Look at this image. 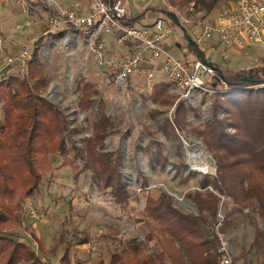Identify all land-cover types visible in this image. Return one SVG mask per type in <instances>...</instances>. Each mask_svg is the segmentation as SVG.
Returning <instances> with one entry per match:
<instances>
[{"label": "trees", "instance_id": "obj_1", "mask_svg": "<svg viewBox=\"0 0 264 264\" xmlns=\"http://www.w3.org/2000/svg\"><path fill=\"white\" fill-rule=\"evenodd\" d=\"M195 1L171 0L180 8L194 4L196 12ZM200 1L206 6L207 13H211L221 0ZM141 15L127 17L124 24L133 26ZM65 33L66 30L38 37L33 44V60L28 63L25 73L22 76L9 74L0 85V264H45L42 258L46 253L45 245L39 244L34 234L32 238L38 246L35 251L12 232L20 227L18 213L22 212V204L39 193L44 176L51 172L52 157H61L63 166H71L75 182L82 174L90 172L91 185L109 196L116 205L126 207L132 198L131 185L121 172L118 152L104 151L106 139L114 129L111 117L105 112V104L100 102V114L91 124L92 133L78 146L70 143L68 121L43 96L48 80L40 48L46 41L61 38ZM188 46L195 50L198 45L188 42ZM201 53L203 61L207 62L202 50ZM208 64L216 72L210 85L215 97L213 118L201 129H195L215 161L216 170L213 177L200 175L198 185L202 191L189 193L199 214L178 209L166 191H148L143 208L148 230L145 239L149 243L157 240L160 231L168 239L178 242L179 249L146 252L139 245L128 242L114 251L110 264H186V261L189 264H219V233L227 232L229 221L222 224L212 240H208L200 219L207 221V212L214 221L222 197L231 200L233 205L226 213V219L230 220L236 211L254 207L264 222V188L260 183L264 182V67L225 76L219 67ZM222 85H226L228 91L221 95L219 88ZM95 94H98L95 86L85 82L78 105L81 111L91 109ZM145 99L172 109L171 120L165 119L162 124L164 136L178 141L182 137L187 141L186 115L195 108L172 94L165 82H154ZM219 114L223 118H219ZM141 150L153 165L164 169L170 164L159 146L154 150L145 146ZM175 167L179 173L180 167ZM197 176L196 172L189 171L182 182ZM87 242L80 238L65 244L60 264H85L79 260L73 262L70 252L72 247ZM254 246L264 257V227L257 228Z\"/></svg>", "mask_w": 264, "mask_h": 264}, {"label": "rangeland", "instance_id": "obj_2", "mask_svg": "<svg viewBox=\"0 0 264 264\" xmlns=\"http://www.w3.org/2000/svg\"><path fill=\"white\" fill-rule=\"evenodd\" d=\"M157 1L162 7V1ZM167 1L177 5L171 0ZM82 2L84 3V0L69 2L62 0L64 7L71 9L82 5ZM127 2L133 6L134 11L138 9L145 13V17L134 24L138 28L152 26L151 23L158 17L157 14L162 12L154 13L152 9H143L150 0ZM222 2L224 1L221 0L220 3ZM195 3V16L216 17L214 15L220 3L211 13H207L206 6L200 0H196ZM188 8L180 9L186 12ZM160 17L164 18V30L169 31L167 44L177 37V32L184 34L185 29L183 28V31L177 26L173 18L170 19L169 16L165 18L162 15ZM1 20L9 21V24H6V31L0 25L5 35L16 33L20 25L24 26L16 33V40L21 44L29 45L45 32V25L42 23L27 25L23 9L12 0H0ZM182 37L181 35L179 40L184 43ZM115 40V36H102L105 61H114L111 65L102 66L96 64L85 38L70 30L61 38L46 41L40 48L48 80L43 96L52 102L61 117L68 121L70 143L79 146L84 137L91 135V124L100 114V102L105 104V112L111 117L114 129L112 135L106 139L104 151L118 152L121 172L131 185L132 196L128 206L120 207L109 196L91 185L90 172L82 174L79 181L75 182L71 166H63L61 157H52L51 172L44 176L39 193L22 204V212L18 213L20 227L12 232L14 237L29 244L34 251L36 241L44 244L46 253L42 258L45 264H59L64 254V245L74 243L80 238L87 239V244L72 247L70 257L73 262L79 260L85 264H110L114 251L121 249L122 244L128 242L139 245L146 252L161 251L164 248L171 251L179 249L178 242L168 239L160 231L157 233L159 241L157 239L149 243L145 239L148 230L145 226L143 208L147 192L159 189L171 192L172 195L168 194L173 197L174 205L178 209L198 216L196 204L189 197V193L202 191L198 185L200 175L215 176V161L195 129H201L205 122L212 120V104L215 97L205 95L203 98H196L193 104L185 102L186 105L195 108V111H189L186 115L187 141L182 137L180 141L167 139L161 128L165 119L171 120L172 109L145 99L154 82L167 83L174 94L172 85L159 72V63L162 60L155 66L140 67L119 85L116 79L117 67L114 65L133 48L119 45ZM17 46L20 44L8 49V53L15 52ZM200 47L204 55L209 54L210 51L205 46ZM176 57L181 60L189 59H185L183 55ZM151 70L155 72L154 80H150L148 76ZM10 74L18 75L16 72ZM85 82L93 84L98 94L93 96L94 103L91 109L83 112L78 105L81 88ZM174 95L179 97L177 94ZM1 107L0 103V118ZM156 111L161 113L157 114ZM180 142L183 143L181 147ZM145 146L153 150L156 146L161 147L170 164L164 169L157 164H151L149 157L141 150V147ZM175 166L180 167L179 173H176ZM192 168L199 170L200 173ZM189 171L196 172L198 176L192 177L188 182H182V178ZM260 183L264 188V182ZM24 205L37 210L43 218L40 221L30 219L23 208ZM232 206L231 200L222 197L216 219L213 221L207 212L205 213L207 221L200 219L208 240H212L214 233L220 232L222 224L229 221L227 232L219 235L227 238L235 264H264V257L254 246L256 230L262 229L264 222L258 217L254 207L236 211L228 220L226 213ZM33 234L36 241L32 238ZM211 252L213 253V250ZM186 264L189 263L186 261Z\"/></svg>", "mask_w": 264, "mask_h": 264}, {"label": "built area", "instance_id": "obj_3", "mask_svg": "<svg viewBox=\"0 0 264 264\" xmlns=\"http://www.w3.org/2000/svg\"><path fill=\"white\" fill-rule=\"evenodd\" d=\"M21 6L25 14L27 25L42 23L45 25L43 34H57L61 31L77 33L85 38L89 51L96 60V64L111 65L114 61L106 62L104 58V43L102 36H115L119 45H128L132 51L123 56L115 64L118 75L117 83L123 82L142 66H155L159 63V72L172 85L174 94L183 98L186 103L193 104L195 99L205 95L213 98L214 90L210 88L214 80L215 70L201 59L181 60L166 50L167 31L164 30V18H156L152 26L136 27L126 26L125 19L128 12L123 0H87V5L77 6L73 9L65 8L62 0H12ZM162 16L168 12L174 14L177 26L187 29L193 26L196 34L193 41L200 46H207L215 35L227 47L239 46L247 48L255 43L262 42L264 0H237L234 8L221 13L214 23L206 22L195 16L194 4L186 12L181 11L177 5L161 0ZM25 25V24H24ZM21 26L16 31L22 29ZM3 34L0 29V85L7 75L16 72L22 76L33 60L34 47L21 44L16 40L17 34ZM17 46V50L8 53V49ZM150 80H154L155 72L149 71ZM227 86L219 88L220 94L227 93ZM172 113V112H171ZM220 118L223 117L219 114ZM30 219L40 221L43 216L34 208L24 205ZM218 246L219 264H235L234 258L228 248V240L221 237ZM38 246H36L37 249ZM60 264V263H59Z\"/></svg>", "mask_w": 264, "mask_h": 264}, {"label": "crops", "instance_id": "obj_4", "mask_svg": "<svg viewBox=\"0 0 264 264\" xmlns=\"http://www.w3.org/2000/svg\"><path fill=\"white\" fill-rule=\"evenodd\" d=\"M67 1L69 2V0ZM223 1L224 2L222 3L219 2L220 6L218 8V11H216L214 15L216 17L213 18L208 17L203 20L206 22L214 23L221 13L232 10L237 0H223ZM123 2L126 6L128 17L135 15L138 16L139 14H142L137 21L145 17V13L143 14L142 11H139L138 9H135L134 11L133 6L129 4L127 0L126 2L123 0ZM82 5L83 6L87 5V0H84V3L82 2ZM143 9L146 10L152 9L154 13H157L158 11H162L160 8H158V6H156L155 0H150V3H147ZM157 15H158L157 18H159L162 15V12L158 13ZM169 18L172 19L171 17ZM154 21L155 19L153 20V22ZM153 22L151 24H153ZM6 24H9L8 20L0 21V25L5 29V31L7 29ZM182 30L184 31L183 28ZM185 34H188L193 40L196 34V30L195 28H193V26H189L187 29H185L184 34L183 33L179 34V32H177V37H175L170 44L169 43L167 44V42H165L166 50L171 54H174L175 56L183 55L185 59L188 58L200 59L198 53L194 50V48L193 50L189 48L188 46L189 41L186 39ZM181 35L183 36L182 38L184 39V43L179 40V37H181ZM205 48L210 51L208 55H205L207 63L209 62L219 67L225 76H234L239 73L249 72L253 69L264 67V19H263L262 42L260 43H255L247 48H241L239 46H233L227 48L222 43L219 36L215 35L213 39L209 42V44L205 46ZM200 51H201V47H200ZM78 247H80V245Z\"/></svg>", "mask_w": 264, "mask_h": 264}, {"label": "water", "instance_id": "obj_5", "mask_svg": "<svg viewBox=\"0 0 264 264\" xmlns=\"http://www.w3.org/2000/svg\"><path fill=\"white\" fill-rule=\"evenodd\" d=\"M168 16L171 17V18H175L174 14H172V13H170V12H168ZM185 37H186V39H187L189 42H192V43L194 44V41L192 40V38H191L188 34H185ZM195 51L198 53L199 58H200L201 60H203V57H202L201 51H200V49H199L198 46H195ZM223 79H225V78L223 77ZM192 170H195V171H197L198 173H200V171H199V170H196L195 168H192ZM168 193H169L170 195H172L171 192H168ZM174 196H175V198H177L176 195H174Z\"/></svg>", "mask_w": 264, "mask_h": 264}]
</instances>
